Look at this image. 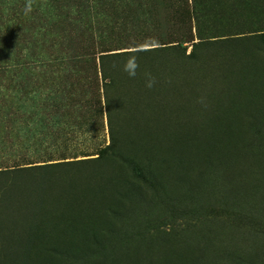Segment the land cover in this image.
Returning a JSON list of instances; mask_svg holds the SVG:
<instances>
[{
	"label": "rangeland",
	"instance_id": "374dc122",
	"mask_svg": "<svg viewBox=\"0 0 264 264\" xmlns=\"http://www.w3.org/2000/svg\"><path fill=\"white\" fill-rule=\"evenodd\" d=\"M155 2L0 0V171L54 164L0 174V264H264L260 41L215 50L233 59L225 99L158 126L136 109L110 131L102 83L68 65L87 27L118 32Z\"/></svg>",
	"mask_w": 264,
	"mask_h": 264
},
{
	"label": "trees",
	"instance_id": "16d2710c",
	"mask_svg": "<svg viewBox=\"0 0 264 264\" xmlns=\"http://www.w3.org/2000/svg\"><path fill=\"white\" fill-rule=\"evenodd\" d=\"M135 6V11L127 6L129 11L121 19L120 31L115 32L113 27L111 31V27L105 26L104 31L95 35L90 25L87 27L89 41L86 44L83 41L81 48L74 50L77 56L69 53L72 57L68 65L80 64L98 85L102 83L98 88L102 91L103 103L98 102L101 105L98 109L106 117L110 131L120 119L124 126L126 114L136 109L141 115L149 112L152 123L157 126L172 116L181 118L201 112L211 100L227 96L223 64L233 59L224 51L225 55H219L215 50L220 52L226 47L258 39L262 46L260 51H264V0H160L152 9L146 3ZM47 20L49 26L58 28L64 23L62 18ZM82 23L73 27L77 29ZM180 30L182 34L178 36ZM160 31L162 35L156 33ZM125 41L131 46L129 50H111L112 45ZM97 46L100 50L93 52ZM133 54L139 67L136 76L130 77L124 71V62ZM38 60L43 65L45 58L39 56ZM26 64L31 66L33 62ZM146 73L155 80L153 87L146 86ZM145 102L150 104L151 111L137 105ZM111 149L112 145H108L102 154ZM52 165H23L1 170L0 174L37 172ZM134 172L145 180L139 168L134 167Z\"/></svg>",
	"mask_w": 264,
	"mask_h": 264
},
{
	"label": "clouds",
	"instance_id": "9594fccd",
	"mask_svg": "<svg viewBox=\"0 0 264 264\" xmlns=\"http://www.w3.org/2000/svg\"><path fill=\"white\" fill-rule=\"evenodd\" d=\"M26 11H31V3L29 0V4L26 5ZM139 64L137 62L136 56L130 55L129 58L124 62V71L128 73L130 77L136 76V70L138 69ZM146 76L148 77L146 86L147 87H153L155 80L151 77L150 73H146Z\"/></svg>",
	"mask_w": 264,
	"mask_h": 264
}]
</instances>
